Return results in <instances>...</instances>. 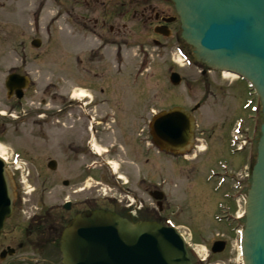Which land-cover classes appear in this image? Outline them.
<instances>
[{
  "label": "rangeland",
  "instance_id": "rangeland-1",
  "mask_svg": "<svg viewBox=\"0 0 264 264\" xmlns=\"http://www.w3.org/2000/svg\"><path fill=\"white\" fill-rule=\"evenodd\" d=\"M103 14L87 7L83 1L0 0V153L6 158L8 173L13 172L14 177L19 174L23 180L25 188L22 189L21 186L19 192L20 198L24 197L20 200L23 220L51 204L60 206L66 200L74 198L78 200L80 196L94 193V190H99L100 187L103 188L101 192H105L106 196L113 193L110 182L105 184L102 181L97 185L96 182L99 180L95 178L96 175L87 174L88 172H86L85 184L80 185V187L85 185L84 191L76 196L65 194L66 190L61 185V181L67 178L65 168L77 167L75 158L69 157L73 167H69L66 163L63 143L67 133H64L63 129L73 123L76 117H85L89 114L99 117L106 111H113L107 103L99 102L98 98L94 99L93 109L89 106L78 108L77 105L74 110H69L66 107L69 102H63L61 96L74 88H78L77 91L84 89L87 92L92 88V81L95 84H103V79L112 76L116 78L115 85H128V89L132 91L128 94L127 100L125 95L121 99L131 106L128 111L120 115L122 117L140 116L147 108L152 117L154 113L174 105L187 110L195 105L198 106L192 113L198 126L192 155L187 154L176 159L165 156L162 158L164 168L159 167L157 154L151 144L148 164L140 165V162L137 163L129 158L131 152V157L135 159L137 157L135 149L128 150L129 137L126 141L127 145L120 148L117 146L115 132L103 136L105 141L101 143L103 144L101 148L104 149L110 142L116 153L105 156V160L115 161L121 166L120 157L123 155L127 164H133L135 167L132 171L126 168L127 172H132L136 176L138 169L140 177H144L146 172L149 174L150 184L160 183L156 188H160L165 193L162 200L163 213H165L163 217L170 218L179 230L186 234L198 255L206 258V261L200 264H240L237 250L238 236L235 231L228 233L223 224L214 218V213H218L216 203L221 201V196L211 191L214 182L206 183L205 175L207 168H215L216 163L222 160L228 162L233 175L234 173L244 175L243 170L240 169L248 166L244 153L231 156L227 152V145L236 117L245 118L244 115L248 112L241 107L249 99L252 100V105L256 104L254 93L249 92L245 82L236 81V78H226L221 73L208 70L196 62L191 61L183 65L177 58L174 47L180 46L189 57L191 50H186L181 43L178 27L172 38L159 39L160 45H154L152 42L136 45L125 31H109L105 28L102 32L105 34L104 41L109 42L105 45L104 41L100 42L96 37L98 30L92 29L94 19ZM115 15L113 13L108 18L112 25L122 26L126 21V31H132L133 28L137 30L134 21L115 18ZM80 21H85L89 29L82 26ZM35 38L40 40L39 47L31 45V40ZM118 46L122 47V50L121 47L118 48L121 58L115 56ZM89 53L97 60L96 64L98 61L101 62L99 67L105 72L100 76L101 73L94 75L92 71L91 82L89 73L84 70L83 65L75 61L76 54L84 58L88 57ZM116 64L121 66L117 67ZM11 70L26 73L31 80V85L27 88L26 96L20 105L13 101L14 98H7L5 94L3 83ZM171 71L179 73L180 84L174 86L170 83ZM45 86L49 87L57 98L47 99L45 104H40L41 90ZM99 90L100 87L97 89V96L100 94ZM86 100L88 99H82L81 103ZM36 109H41L43 112L37 115L33 124L31 111ZM1 113L6 114L1 115ZM249 113L252 114L250 110ZM46 116L57 127L52 132L45 129L44 125H42L44 130L38 126V122L44 120ZM132 133L135 141L138 139L141 141L135 130ZM201 147H206L207 150L196 151ZM104 155L105 153L101 156ZM50 160L56 162L54 171L47 166ZM101 168L106 166L102 165ZM134 175L132 174L133 183L129 186L134 189L133 194H141L140 188L135 186L138 176ZM125 176L129 178L127 174ZM51 177L54 182H51ZM109 177L108 175L107 178ZM248 185L249 180L246 181L245 186ZM122 192L131 198L126 187H123ZM102 200L107 199L102 198ZM151 201L149 199L146 203L149 204ZM106 202L109 203V201H99L95 204L108 205ZM162 218L160 224L164 223ZM216 239L224 240L225 248L220 253L211 254L210 246ZM10 247L15 248V254L0 261V264H60L58 249L51 244L36 250L38 253L29 246L20 250L13 245Z\"/></svg>",
  "mask_w": 264,
  "mask_h": 264
},
{
  "label": "water",
  "instance_id": "water-1",
  "mask_svg": "<svg viewBox=\"0 0 264 264\" xmlns=\"http://www.w3.org/2000/svg\"><path fill=\"white\" fill-rule=\"evenodd\" d=\"M171 1L181 38L192 47L193 58L244 79L259 98L262 123L245 201L240 254L243 264H264V0ZM39 43L33 40L31 44L37 47ZM170 81L177 85L180 78L172 73ZM28 84L26 76L9 74L8 96L20 98ZM193 128L189 112L173 107L153 117L151 135L158 147L180 153L190 146ZM12 200L11 181L0 159V232ZM222 249L223 243L215 242L212 252ZM59 250L62 264H193L174 228L154 221L130 222L102 209L71 219L61 234Z\"/></svg>",
  "mask_w": 264,
  "mask_h": 264
},
{
  "label": "flooded vegetation",
  "instance_id": "flooded-vegetation-1",
  "mask_svg": "<svg viewBox=\"0 0 264 264\" xmlns=\"http://www.w3.org/2000/svg\"><path fill=\"white\" fill-rule=\"evenodd\" d=\"M82 1L83 3L85 2L87 7L94 9L96 12L104 13L102 16L99 15L96 19H94L92 23V29L98 30L100 37L102 36V32L107 27V25H109L107 27L109 31H121L119 29V26H113L111 22L107 21L108 17H111L113 13L116 14L115 12L117 9V5L119 4L122 9L121 14L118 15L119 18L123 19L129 13L132 19L134 18L136 19V21L138 20L140 22H137L138 28L133 32L134 35L132 37L134 38V40L139 41L140 38H144L145 42H148L149 33L150 30H152V36L154 37H150V39L157 44L156 40L165 37V35L163 34L168 33L169 36H171L173 31L172 26L174 24H177V19L173 13V10L170 5L166 3V0H160L158 4L152 6H125L122 3L117 4L118 0H74V2ZM66 10L70 11L69 9ZM80 24L84 27H88L85 25V21H80ZM123 29H125V26H122V30ZM89 54L90 55L88 57L84 58L80 57L79 54H76L77 59H75V61L79 65H83V68L87 73L92 74L91 72L93 71L94 75H99V73H101L100 76H102V74H104L105 72L102 68L99 67L101 62L98 61V64H96L97 60L93 58L91 53ZM116 55H118V53ZM114 81L116 82L115 77L108 76V78L102 80L103 84L92 87L95 90L96 95L98 94L97 89L98 87H100V94L99 96H97L100 99L99 102L103 101L107 103V106L111 108L110 110H113L111 114H109V111H106L99 117L91 115H88L86 117H76L73 119V123H71L66 129H63V132L67 133V135H65L64 137L63 143V151L65 152L67 158L66 163L69 167H73L70 164V158H75L77 167L65 168L67 178L61 181V185L66 190L65 194L69 196H76L78 195V193L84 191L85 185L83 187H80V185L85 184L87 174H95V178H97L99 181H103L106 184L111 183L112 189L116 190L115 194L118 193L119 197L124 196L129 199L126 194L120 191L123 189L121 184L126 183L124 187H126L127 192H130L131 198L134 201V205H132L131 202L127 204V200L122 201L121 198L118 199L117 197H113V202L107 203L108 206H106V208L116 211L120 215L133 220L151 219L159 222L165 214L163 213L164 205L162 202L165 193L163 194L161 198L162 200L160 203H158V205H156V201L153 200L152 195H161L159 193L163 191H161L160 188H156L160 186V183L150 184L148 180L149 174H147L146 172L144 177H140V173L137 169L136 176L138 177L137 181L135 182V186L140 188L141 194H133L134 189L130 188L129 185H132L133 183L132 174L134 175V173L127 172L126 168H130L129 171H132V168L135 167L133 164H127V161L125 160V157L123 155L122 157H120V162L122 165L119 166V163H115L117 164L115 172L110 175L111 178H107L109 168H111V165L113 163L105 160V156L113 155L114 153H116V151L113 148L112 144L108 141L106 147L104 149L101 148V146L103 145L101 143L105 141L103 136L115 132L117 146L120 148H122V146H125L126 141L129 137L130 140L127 144L130 148H128V150L135 149V153L137 155L135 159L131 157V152L129 153V158H131L132 160L134 159V161H136L137 163L140 162V165L149 163V155L151 153L149 128L151 117L149 108H147L146 111L140 116H120L128 108L131 107L127 101L123 102L121 101V99L125 95V98L127 100L128 94L132 91L128 89V85H115ZM26 92L24 93L23 98L26 96ZM41 92L42 97L40 98V104H45L47 99L54 100L55 98H57L52 94L53 91L49 90V87L47 86H45L44 89L41 90ZM65 93L66 94H63V96L61 97L63 102H69V105L66 106L69 108V110H74L77 105L78 107L79 105H81V102L79 103L71 100V90ZM92 99L88 102H84V104L92 101L89 108L93 109L95 106V97H92ZM13 101L16 104L20 105L22 99H14ZM41 112H43V110L41 109L31 111L33 124H35L34 120ZM105 114H109V116H104ZM47 118L48 117L46 116L44 120H40L38 122V126L41 130H44V128L42 127V125H44L45 129L47 128L48 131L52 132L57 127H55L54 124ZM134 130L137 136L139 135V137L141 138V141H139V139L138 141L134 140L132 133ZM146 145L147 148H145ZM98 148L105 152V155L103 157L101 156L100 158L102 163L101 161H99L98 157V155H101V152L96 154V149ZM155 152L158 157L157 160L160 164V168H164V164L162 163L163 157L168 156L172 157L173 159L179 158V156H172L164 152ZM86 156L88 157L87 159ZM102 165H105L106 168L102 169ZM241 170H243V176H241L239 173H234L233 175L232 170L226 171L222 168H219V170L217 171L215 170L211 174L212 178L210 182H214L211 187V191L215 192L216 194L219 193V195L221 196V201H217L216 206L222 205V209L217 208L218 213H214V215L216 216V221L222 223L228 233L233 232L236 229L235 226H238L240 223V220H236L237 217H235V205L237 203L240 204V195L244 193L246 181L249 177L248 168H241ZM86 172L88 173L86 174ZM118 173H121L122 175L120 176ZM125 174H127L130 179L127 178ZM122 178L125 179L124 182L121 181ZM51 182H54L53 177H51ZM150 188L153 189L151 190ZM20 190L21 188L17 182L15 187L13 208L10 216L5 220L0 235L1 249L13 245L16 246L18 250L22 248L25 249L27 246H29L30 248L32 247L34 251H36L45 247L47 244H51L57 248L61 230L68 222V220L71 219L74 215L86 210L87 208L94 207L96 205L95 203H97V201H100L97 197V190H94V193H88L86 195L80 196L81 198H78V200L76 198L71 199L72 201H70L69 206L67 207L63 204H61L60 206H58L57 204H51L41 211L34 212L32 216H29L26 220H23V216L21 214L22 209L20 206ZM145 199L146 201L151 199V205L146 203ZM117 202L120 204H118ZM146 205L151 206V208H148ZM166 218L168 217L164 216L162 218V221L166 220Z\"/></svg>",
  "mask_w": 264,
  "mask_h": 264
},
{
  "label": "bare ground",
  "instance_id": "bare-ground-1",
  "mask_svg": "<svg viewBox=\"0 0 264 264\" xmlns=\"http://www.w3.org/2000/svg\"><path fill=\"white\" fill-rule=\"evenodd\" d=\"M223 76L226 77V78H228V77L235 78V75L232 74V73H229V72H224ZM78 96H83L84 97V96H87V94L84 91L81 90V92L78 94ZM199 150H203V148H200ZM0 151H1V148H0ZM0 158H2L3 161H6L5 157L1 153H0Z\"/></svg>",
  "mask_w": 264,
  "mask_h": 264
}]
</instances>
